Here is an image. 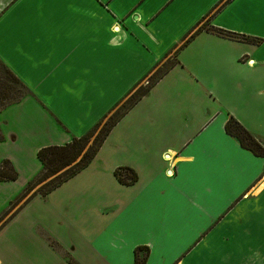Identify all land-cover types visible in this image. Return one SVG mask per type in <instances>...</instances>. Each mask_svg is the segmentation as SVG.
<instances>
[{
  "label": "crops",
  "instance_id": "crops-1",
  "mask_svg": "<svg viewBox=\"0 0 264 264\" xmlns=\"http://www.w3.org/2000/svg\"><path fill=\"white\" fill-rule=\"evenodd\" d=\"M171 57L65 182L92 170L66 209L82 235L69 249L58 239L61 251L45 252L52 264H134L138 248L145 264H201L264 244V158L225 130L233 117L264 145V0H0V61L29 90L5 108L0 133L13 128L11 143L32 133L37 152L102 123ZM119 168L137 181L120 183ZM8 185L0 182V216L19 193ZM7 259L0 252V264Z\"/></svg>",
  "mask_w": 264,
  "mask_h": 264
},
{
  "label": "rangeland",
  "instance_id": "rangeland-1",
  "mask_svg": "<svg viewBox=\"0 0 264 264\" xmlns=\"http://www.w3.org/2000/svg\"><path fill=\"white\" fill-rule=\"evenodd\" d=\"M208 23L209 21L206 22V24ZM211 23L213 22L211 21ZM173 62L174 58L171 57L164 62L161 69ZM156 74L157 73L154 72V75L144 80V82L134 90L132 95L141 87L146 86ZM132 95H130L125 102ZM8 111L12 112V109ZM8 111L5 109L0 110V116L3 112V114H7ZM116 111L112 112L110 116L103 121L100 130ZM7 117L10 119L9 116ZM0 127V132L7 128V126L2 128L1 123ZM9 127H13V120L9 124ZM14 128L16 127L14 126ZM12 129L3 132L5 136L0 138V167L5 160L10 161L14 170L18 172L19 179L16 182L7 181L10 183L8 186L15 193H19L11 200L10 204L6 205L3 214L0 216V222L4 219L1 224V228L3 227L2 230L4 232L0 235V243L1 246H3L0 252L8 257L7 261L10 262V264H30L32 260L38 264L36 259L37 256L41 255L42 260H44L49 256L45 254V252L61 251V247H59V249L57 248V244L60 242L59 240H69V249L72 246L75 247L74 242L70 241L71 237H73L75 241L80 239L79 237L82 235L80 226H78L77 222L75 224L72 218L67 217L66 209L70 212L71 207H75V205L78 204L77 196H73L74 192L77 188L85 185L86 181L91 180L92 176L90 174L92 170H90L88 174L82 175L68 184L65 183L61 188H58V190L48 196L36 193L31 197L34 192H37L52 179L50 178L37 186L27 197H24V190L27 184L38 175L41 169L36 156L37 151H35V141L38 140V137L34 136L32 133H23L25 130H21L18 141L16 143H11L7 140V136L9 132H14ZM0 135L2 136L1 133ZM95 137L96 136L91 140L93 141ZM72 211L75 212L78 218V213L75 210ZM9 225H11L10 228ZM243 247L244 251H242ZM232 248L233 244H229V249L232 250ZM261 250L262 252L260 253ZM233 251H238V257L228 260L224 258L223 252L216 251L213 253V258L205 257L201 259V264H264V244L253 243L244 244L243 246L239 244L238 250L234 248ZM7 253L13 254L14 257H16L8 256ZM46 261L52 264L50 258H46Z\"/></svg>",
  "mask_w": 264,
  "mask_h": 264
},
{
  "label": "trees",
  "instance_id": "trees-1",
  "mask_svg": "<svg viewBox=\"0 0 264 264\" xmlns=\"http://www.w3.org/2000/svg\"><path fill=\"white\" fill-rule=\"evenodd\" d=\"M204 27H207V24H204ZM216 33L236 41H250V39L246 37L223 30H216ZM175 63L174 61L172 64L166 65L163 69L159 70L146 86L141 87L118 108L114 115L106 121L101 130L100 126L103 122L94 126L85 135L74 137L65 145H52L41 148L37 152V159L41 164V171L25 188L24 197H27L37 186L52 178L37 192H34L31 197L36 193L46 196L87 168L100 151L116 124L150 92L152 87L175 65ZM28 94L29 90L25 84L0 61V110L21 101ZM225 130L229 135L235 137L243 148L250 150L258 157L264 158V145L248 132L236 119L231 117L225 124ZM94 136L96 137L92 141L91 139ZM0 138L3 137L0 135ZM114 174L122 184L129 185L137 181L136 173L126 168H119ZM128 178L129 181L127 180ZM17 179L18 173L14 170L10 161L5 160L0 167V182L16 181ZM147 258V252L144 253L143 248H138L135 251L134 264H145ZM72 264L77 263L74 262Z\"/></svg>",
  "mask_w": 264,
  "mask_h": 264
}]
</instances>
